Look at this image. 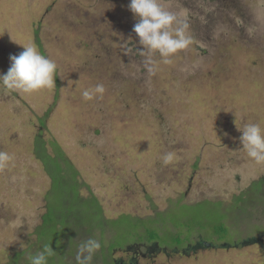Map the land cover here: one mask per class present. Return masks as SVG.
I'll use <instances>...</instances> for the list:
<instances>
[{"label": "rangeland", "instance_id": "obj_1", "mask_svg": "<svg viewBox=\"0 0 264 264\" xmlns=\"http://www.w3.org/2000/svg\"><path fill=\"white\" fill-rule=\"evenodd\" d=\"M159 2L187 18L193 44L171 64L153 57V75L136 52L142 46L130 0H0V74L29 43L58 66L54 90L10 93L0 85V151L15 157L0 171V264L34 251L47 198L54 204L62 192L51 187L46 198L51 178L34 153L38 138L52 157L59 148L83 183L79 195L93 194L105 219L167 211L166 222L178 215L171 202L219 203L187 210L188 220L204 215L207 233L175 251L174 235L190 228L165 225L158 242L172 246L138 264H264V182L251 184L264 177V164L247 157L238 130L247 123L264 128V0ZM96 84L104 85L103 97L84 100L82 91ZM169 152L175 159L165 164ZM48 166L58 168L52 160ZM223 216L221 240L210 226ZM43 230L52 240L66 234Z\"/></svg>", "mask_w": 264, "mask_h": 264}, {"label": "trees", "instance_id": "obj_2", "mask_svg": "<svg viewBox=\"0 0 264 264\" xmlns=\"http://www.w3.org/2000/svg\"><path fill=\"white\" fill-rule=\"evenodd\" d=\"M33 144L34 153L37 154V158L42 163L44 171L51 178V184L49 190L46 192V198L48 197V192L51 190V187L59 186L62 192L59 193L60 198L54 204L47 198L46 211L41 216V223L36 227L35 231L37 237L34 248L32 249L34 251L29 252L26 257V251H17L10 257L9 261L4 264H29V256L36 254L37 250L42 251L45 245H49L54 251V255L48 258V264H76L75 258H70L74 256V252L77 250L78 245L85 240L86 237L91 236L99 239L101 242V249L97 251V254L99 252L101 254L99 256L94 255V257L96 256V259L99 258L100 264H113L111 261L112 248L140 241V236H144L143 231L146 227H148L147 229L149 230L147 232L148 235L146 238H142V241L145 239L146 242H158L161 232L166 228L165 225L174 230V228L181 225L180 223L183 224V226L181 225L183 229L190 228L187 230V235L178 232L173 237L172 245L177 247V249H181L186 246V243H188L194 234L199 233L201 230L207 233L201 223L204 215L200 218V215H195L193 213V219L188 220V216L190 215H188L189 213L187 210L192 209L196 211V205L199 207L197 210L200 212L202 209L206 210L209 207L219 208V203L206 200L194 204H182L177 201L171 202L170 207L176 204L179 209L177 212L178 215H173L172 218H168L166 222H163L162 219L165 218L167 211L161 213V216L148 217L146 219L137 218L128 214H121L113 219H105L103 211L93 194H89L84 198L79 195L78 189L83 183L77 180V172L68 160L65 159V157L64 159H60V157L63 158V154L59 148L54 146L57 156L52 157L47 153L44 143L39 140V138L35 139ZM59 159L63 164H60L58 161ZM48 160L54 161L58 166L55 172L49 168ZM256 182H261L263 184L264 177L253 181L251 184ZM69 186H71L70 190ZM239 200H241L240 197H238V201ZM68 203L72 206V208L69 207L70 211H68L66 206ZM77 208L81 209L83 213L78 215L76 213ZM177 221L181 222L176 224ZM186 221L189 223H186ZM210 227L215 236L217 235L221 240L224 239V234L228 230V226L224 221V216L220 217L216 224ZM45 228H63L66 234L63 235L60 233L55 240H52L51 237L44 232L45 230L43 229ZM96 230L99 232V234H97L98 237H95ZM116 230L121 231V236H118ZM106 232L109 233L110 239L105 242L103 234ZM158 244L162 246L170 245L165 242H158Z\"/></svg>", "mask_w": 264, "mask_h": 264}, {"label": "clouds", "instance_id": "obj_3", "mask_svg": "<svg viewBox=\"0 0 264 264\" xmlns=\"http://www.w3.org/2000/svg\"><path fill=\"white\" fill-rule=\"evenodd\" d=\"M136 23L132 31L138 37L142 46L136 52L144 56V65L148 73L155 74L158 62L153 57L160 58L159 63L171 64L172 58L178 53L190 48L193 37L189 31L186 17L165 8L159 0H130L128 5ZM23 51L18 55H10V67L6 74H0V85L8 92L32 94L42 90H54L57 64L52 59L41 54L34 44L22 45ZM105 87L96 84L86 88L81 95L86 101L103 97ZM239 137L247 157L257 165L264 164V128L259 123H247ZM14 155L0 151V171L7 170L14 162ZM175 159L174 153H166L163 162L169 164ZM101 249L99 239L89 237L77 247L76 264H92L93 257ZM54 255L49 245L34 255L29 256V264H48V258Z\"/></svg>", "mask_w": 264, "mask_h": 264}, {"label": "flooded vegetation", "instance_id": "obj_4", "mask_svg": "<svg viewBox=\"0 0 264 264\" xmlns=\"http://www.w3.org/2000/svg\"><path fill=\"white\" fill-rule=\"evenodd\" d=\"M173 248H175V251H179L177 250V247ZM166 249H168L166 246H160L156 241L146 242L140 240L138 242H133L131 244H125L120 247L112 248L111 261L113 264H138L139 259L150 257L152 253L154 254L155 251L164 252ZM114 251L121 252L125 256L114 258L112 256V253Z\"/></svg>", "mask_w": 264, "mask_h": 264}]
</instances>
